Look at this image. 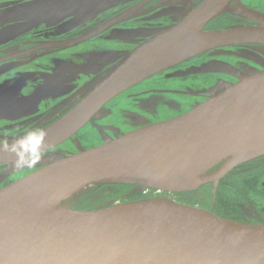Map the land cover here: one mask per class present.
<instances>
[{"label": "water", "instance_id": "obj_1", "mask_svg": "<svg viewBox=\"0 0 264 264\" xmlns=\"http://www.w3.org/2000/svg\"><path fill=\"white\" fill-rule=\"evenodd\" d=\"M223 10L264 27V13L241 0H203L177 24L137 46L60 123L39 130L44 134L41 153L73 137L120 94L170 67L167 60ZM245 42L250 41L220 42L201 52ZM198 94L206 100L181 115L56 160L1 188L0 264H264V224L185 204L135 201L96 210L61 205L82 188L111 179L137 178L165 191L213 183L216 195L224 176L264 155L261 146L189 186L162 184L155 177L160 169L264 134V70L219 92ZM23 138L0 142V164L16 161L10 149L16 145L19 150Z\"/></svg>", "mask_w": 264, "mask_h": 264}, {"label": "rangeland", "instance_id": "obj_2", "mask_svg": "<svg viewBox=\"0 0 264 264\" xmlns=\"http://www.w3.org/2000/svg\"><path fill=\"white\" fill-rule=\"evenodd\" d=\"M31 1L10 0L8 13L19 16L24 20L29 19L34 13V5L31 6ZM196 1L198 0H160L161 4L166 2L165 9L152 14L150 23L147 22L144 27H135L134 32L126 30L124 27H117L95 40L80 44L81 46L78 48L68 50L65 56L80 62L84 60L81 53L85 52L96 53L93 54V59H88L89 61L97 60L96 58L103 55H110V59L102 61L105 68H108V74H110L143 41L177 24ZM243 2L254 9L264 11V0H243ZM56 3V0H40L38 5L50 6ZM229 13L231 12L227 11L221 14ZM154 17L157 20L153 19ZM228 26H234L230 29L238 28L235 27L236 25ZM56 33H67L71 37L73 27L59 23V27L56 26L53 30L43 32L45 36L47 35V38ZM117 36L126 40L127 46L116 40H112L113 44L111 45H102L101 41L104 37ZM78 38L68 39L67 42L76 41ZM5 39L0 37V42ZM246 43L240 44L244 45ZM250 43L242 47L235 44L226 45L224 48L216 50L214 47L172 64L163 72L114 98L73 137L43 153L41 159L31 167L17 168L15 162L0 164V189L56 160L116 139L139 127L181 115L205 101V98L194 96L192 92L223 90L244 77L264 70V43L253 46L248 45ZM16 49V52L25 55L18 60L25 59L29 61L39 55V52L25 54V47H21V50L20 47ZM124 49H128V51L121 52ZM211 50L213 52L208 54ZM100 52L102 54H99ZM3 67L4 63H1L0 71ZM37 68L36 64L30 70L35 71L38 75L44 72L41 68H38L39 70ZM11 73L5 74L4 82H9L7 77L11 76ZM26 74L30 73L27 72ZM26 74L24 75L26 76ZM24 94L20 93L22 96H25ZM25 100L26 98L23 105L15 110L18 112L13 111L6 116L9 120L21 112L31 113L30 108L33 105H25ZM59 110V108H54V114ZM42 124L44 123L36 126L30 124L26 128H21L23 124L9 121L1 128L0 135L2 137H0V141L6 140V138L23 136L34 128L41 127ZM263 163L264 155L236 167L220 180L219 183L224 185L223 192L237 210L231 211V214L229 213L232 216L229 219L249 224H264V175L257 190V195H250L251 197H249L238 187V181H242L255 167ZM208 184L189 191H165L137 178L111 179L90 184L63 200L61 204L72 210H96L126 202L144 201L156 204L199 206L217 214L215 204L217 192L212 197L205 194L203 190V188L209 186ZM210 191H212L211 186Z\"/></svg>", "mask_w": 264, "mask_h": 264}, {"label": "flooded vegetation", "instance_id": "obj_3", "mask_svg": "<svg viewBox=\"0 0 264 264\" xmlns=\"http://www.w3.org/2000/svg\"><path fill=\"white\" fill-rule=\"evenodd\" d=\"M39 1L32 0L30 2L31 6L34 5V13L29 19L24 20L19 16H13L8 13L10 0H0V37L6 38L0 42V64L4 63V67L0 71V132H2L1 128L9 121L23 124L21 128H26L30 124L36 126L44 123L42 126L40 125L41 127L33 129L39 131L64 116L110 75L107 72L108 68H105L102 61L111 58L110 55H103L96 58L97 60L89 61L88 59H93V54L95 55L96 53L85 52L81 53L84 60L76 62L69 56H65L66 52L80 47V44L95 40L117 27H124L126 30L134 32L135 27H144L147 22L150 23L152 14L166 7V2L161 4L160 0H56V4L45 5L46 7L38 5ZM198 1L193 3L183 18L203 0ZM241 2L245 6L254 9L246 5L243 0ZM257 11L264 13L262 10ZM153 19L157 20L155 17ZM112 21H115L114 24L89 40L81 43H76V41L67 42L68 39L80 38L102 29ZM56 22L57 24H55ZM59 23L73 27L71 37L67 33H56L49 38L43 34V32H47L50 29L53 30L56 26L59 27ZM228 25H236L235 27L259 26L255 22L231 12L217 15L210 20L205 29L215 31L234 27H229ZM102 40L101 43L105 46L113 44L112 40L127 46V41L120 39L118 36L112 38L104 37ZM246 44L235 45L242 47L246 46ZM257 44L250 43L248 45ZM17 47H20V50L21 47H25V54L39 52V55L29 61L25 59L18 60L25 55L16 52ZM224 47L220 46L214 49ZM126 51L128 49H124L121 52ZM211 52L213 51H209L208 54ZM99 54H102V52ZM36 64L39 69L41 68L44 71L40 75L30 70ZM79 68H85V70H78ZM10 72H12V75L7 77L9 82H4L5 74ZM27 72L30 74H26ZM20 93H25V96L20 95ZM198 93L202 92H192V95L200 96ZM25 98V105H33L30 108L31 113L21 112L9 120L6 116L22 106ZM203 98L206 100V97ZM54 108H59L60 110L54 114ZM25 115L27 117L23 118ZM0 137L2 136L0 135ZM10 139L14 138H6V140ZM208 185L213 188V183Z\"/></svg>", "mask_w": 264, "mask_h": 264}, {"label": "bare ground", "instance_id": "obj_4", "mask_svg": "<svg viewBox=\"0 0 264 264\" xmlns=\"http://www.w3.org/2000/svg\"><path fill=\"white\" fill-rule=\"evenodd\" d=\"M227 11L223 10L222 12ZM201 31L200 28H197L190 40L167 60V64H175L208 47L229 40L264 43V27L262 26H242L233 29L202 31L203 33ZM70 112H67L48 127L60 123ZM261 146H264V134L243 138L206 154L160 169L155 172V177L162 184L170 187H186L208 177L232 160H236L237 157L252 152Z\"/></svg>", "mask_w": 264, "mask_h": 264}, {"label": "trees", "instance_id": "obj_5", "mask_svg": "<svg viewBox=\"0 0 264 264\" xmlns=\"http://www.w3.org/2000/svg\"><path fill=\"white\" fill-rule=\"evenodd\" d=\"M264 175V163L259 164L253 169L250 174L246 175L242 181H238V187L246 193L247 196L257 195V190L260 187ZM223 184H220V188L217 191V197L215 200L217 214L223 217L232 218L230 214L237 211L232 203L228 200L225 193L223 192ZM204 193L213 197L212 191H210V185L203 188ZM244 194V196L246 197ZM232 211V212H231ZM230 213V214H229Z\"/></svg>", "mask_w": 264, "mask_h": 264}, {"label": "clouds", "instance_id": "obj_6", "mask_svg": "<svg viewBox=\"0 0 264 264\" xmlns=\"http://www.w3.org/2000/svg\"><path fill=\"white\" fill-rule=\"evenodd\" d=\"M44 139V134L36 130H31L25 134V138L19 140V150L16 145L11 147V151L16 152L17 159L15 165L17 168L24 166L31 167L41 159V147ZM8 149V145H5Z\"/></svg>", "mask_w": 264, "mask_h": 264}]
</instances>
